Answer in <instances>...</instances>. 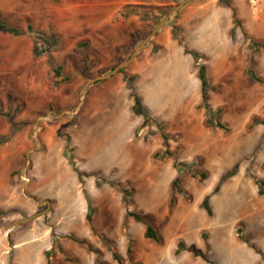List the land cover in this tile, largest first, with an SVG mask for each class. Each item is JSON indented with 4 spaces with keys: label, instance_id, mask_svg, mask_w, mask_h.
I'll return each mask as SVG.
<instances>
[{
    "label": "rangeland",
    "instance_id": "1",
    "mask_svg": "<svg viewBox=\"0 0 264 264\" xmlns=\"http://www.w3.org/2000/svg\"><path fill=\"white\" fill-rule=\"evenodd\" d=\"M184 1L0 0L10 26L60 43L37 57L0 32V264H264V0H231L236 17ZM202 64L227 129L207 124ZM8 114L27 126L12 134Z\"/></svg>",
    "mask_w": 264,
    "mask_h": 264
},
{
    "label": "trees",
    "instance_id": "2",
    "mask_svg": "<svg viewBox=\"0 0 264 264\" xmlns=\"http://www.w3.org/2000/svg\"><path fill=\"white\" fill-rule=\"evenodd\" d=\"M219 1L221 4L226 5L227 7L231 8L233 11V15L236 17V11H235V8H233V6L231 4V0H219ZM234 20L236 21V23L239 22L235 18H234ZM0 32L6 33V34H11L13 36H24V35L31 36L36 41L35 56H37V57L43 53V47H46L45 49L50 50V51H57L59 49V46H60L57 35L47 34L45 32L36 30L31 25H29L26 30L21 29V28L12 27L2 18L1 15H0ZM174 35H175V37H178V30L177 29L174 30ZM252 45L256 46V47H258V46L264 47V43H260L256 40L252 41ZM186 51L196 61H198L199 59L202 58V55L200 53H198L197 51L189 50V49H187ZM54 73H55L56 78H61L63 76L61 68H58V67L54 68ZM249 74L253 79H256V80L258 79L252 68H250ZM198 76H199V80L201 82V94H202L201 106L206 110L207 124H209L210 126H215V127L221 128V129H227L226 126L224 124H222L219 120H214V117L217 115V113H215L209 105V92L212 88H211V84H210V80H209V76H208V68L205 64H202L200 66ZM56 84L59 85L60 82L58 81ZM134 101L135 102H134V105L132 107V111L136 115H139L143 118V124H142L141 128H144V127L148 126L149 123L151 122V120H152L151 116H150L147 108L144 106L142 99L137 94H134ZM7 116L9 118V121L12 124V134L17 132L18 130L23 129L28 124L26 122L17 123L15 121L14 116H12L10 114H8ZM161 136L165 142H167V143L169 142L170 138L168 135L162 133ZM167 157H172L171 152L168 150L163 152V153L155 154V158L166 159ZM182 166H183V164L176 163V168L179 170V172L181 171L180 169ZM234 174L235 173H233V172L226 173L223 176V178L220 182V185L222 183H224L228 178L232 177ZM201 177L203 179H205L206 174H202ZM180 180H181V174L179 173V175H177V177L174 179V181L172 183L173 194L180 193L182 191L181 185H180ZM112 185L114 188H116L120 191H123V193L125 195L128 194V191L123 190L119 184L113 183ZM174 202H175V198L173 195L172 203H174ZM203 208L206 210V212L209 215H212V208L210 205V198L209 197L205 198V200L203 202ZM91 213H92V206L89 202L88 222L91 225L93 231H95V229L92 225ZM129 216L134 218L135 220L142 222V223H145L147 225L146 232H145V238L146 239L153 240V241L158 242V243L161 242V238H160L156 228L154 227V225L149 223L141 214L135 213V212H130ZM76 241L80 244H86V242L84 240H76ZM89 248L91 250L93 249L91 246H89ZM190 250L192 252H194L195 254L197 253L193 248ZM92 251H94V250H92ZM180 251L181 250L179 249L178 252H180ZM46 256L48 258L47 264H50L48 252L46 253ZM115 259L117 261L121 262L120 257L116 254H115Z\"/></svg>",
    "mask_w": 264,
    "mask_h": 264
},
{
    "label": "water",
    "instance_id": "3",
    "mask_svg": "<svg viewBox=\"0 0 264 264\" xmlns=\"http://www.w3.org/2000/svg\"><path fill=\"white\" fill-rule=\"evenodd\" d=\"M188 1H190V0H185V1H184V2H183V3H182L177 9L181 8V7H182L185 3H187ZM167 19H168V18H167ZM167 19H166V20H167ZM150 37H151V36H150ZM150 37H149V38H150ZM149 38H148V39H149ZM147 41H148V40H147ZM147 41H146V42H147ZM144 44H145V43H144ZM144 44H143V45H144ZM139 49H140V48H139ZM139 49H138V50H139ZM138 50L135 52V54L138 52ZM135 54H134V55H135Z\"/></svg>",
    "mask_w": 264,
    "mask_h": 264
},
{
    "label": "crops",
    "instance_id": "4",
    "mask_svg": "<svg viewBox=\"0 0 264 264\" xmlns=\"http://www.w3.org/2000/svg\"><path fill=\"white\" fill-rule=\"evenodd\" d=\"M26 255L28 256V259L30 260V257H29V255L26 253Z\"/></svg>",
    "mask_w": 264,
    "mask_h": 264
}]
</instances>
